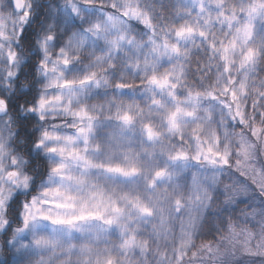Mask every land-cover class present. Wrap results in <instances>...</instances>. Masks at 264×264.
Here are the masks:
<instances>
[{
    "label": "snow or ice",
    "instance_id": "obj_1",
    "mask_svg": "<svg viewBox=\"0 0 264 264\" xmlns=\"http://www.w3.org/2000/svg\"><path fill=\"white\" fill-rule=\"evenodd\" d=\"M0 264H264V0H0Z\"/></svg>",
    "mask_w": 264,
    "mask_h": 264
},
{
    "label": "rangeland",
    "instance_id": "obj_2",
    "mask_svg": "<svg viewBox=\"0 0 264 264\" xmlns=\"http://www.w3.org/2000/svg\"><path fill=\"white\" fill-rule=\"evenodd\" d=\"M242 205H243V204H241L240 207H241ZM243 207H245V205H243L241 208H243ZM205 236L207 237L208 240H211V239H212V235H211V233H210L208 230L205 231ZM200 242H201V241H197V243H200ZM205 242H207V241H205Z\"/></svg>",
    "mask_w": 264,
    "mask_h": 264
},
{
    "label": "trees",
    "instance_id": "obj_3",
    "mask_svg": "<svg viewBox=\"0 0 264 264\" xmlns=\"http://www.w3.org/2000/svg\"><path fill=\"white\" fill-rule=\"evenodd\" d=\"M25 71L28 72V71H30V70L26 69ZM242 206H243V205H242ZM242 206H241V207H242Z\"/></svg>",
    "mask_w": 264,
    "mask_h": 264
}]
</instances>
